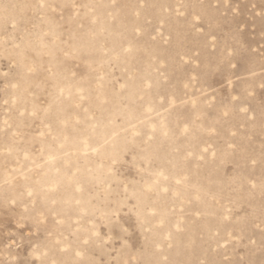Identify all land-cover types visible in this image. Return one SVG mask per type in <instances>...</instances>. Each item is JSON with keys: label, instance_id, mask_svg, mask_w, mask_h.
I'll list each match as a JSON object with an SVG mask.
<instances>
[{"label": "rangeland", "instance_id": "obj_1", "mask_svg": "<svg viewBox=\"0 0 264 264\" xmlns=\"http://www.w3.org/2000/svg\"><path fill=\"white\" fill-rule=\"evenodd\" d=\"M0 264H264V0H0Z\"/></svg>", "mask_w": 264, "mask_h": 264}]
</instances>
